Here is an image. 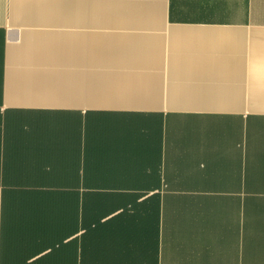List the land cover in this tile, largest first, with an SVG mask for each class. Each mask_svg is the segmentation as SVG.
Segmentation results:
<instances>
[{"label": "crops", "instance_id": "crops-1", "mask_svg": "<svg viewBox=\"0 0 264 264\" xmlns=\"http://www.w3.org/2000/svg\"><path fill=\"white\" fill-rule=\"evenodd\" d=\"M0 264H264V0H0Z\"/></svg>", "mask_w": 264, "mask_h": 264}]
</instances>
